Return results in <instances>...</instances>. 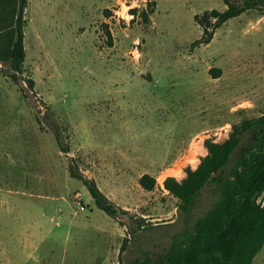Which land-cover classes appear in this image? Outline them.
Instances as JSON below:
<instances>
[{"label":"rangeland","instance_id":"obj_1","mask_svg":"<svg viewBox=\"0 0 264 264\" xmlns=\"http://www.w3.org/2000/svg\"><path fill=\"white\" fill-rule=\"evenodd\" d=\"M211 9L223 0H27L23 73L0 63V264L159 260L190 238L212 186L184 212L165 179L196 169L205 140L264 114V13L192 46L193 17ZM70 163L124 212L96 208ZM252 263L264 264V244Z\"/></svg>","mask_w":264,"mask_h":264},{"label":"trees","instance_id":"obj_2","mask_svg":"<svg viewBox=\"0 0 264 264\" xmlns=\"http://www.w3.org/2000/svg\"><path fill=\"white\" fill-rule=\"evenodd\" d=\"M223 4V11L211 9L193 17L201 36L192 46L209 44L219 27L244 12L264 13V0H223ZM26 7L27 0H0V63L8 66L13 80L23 73ZM141 19L146 23L147 13ZM24 82L29 90L33 89L31 79ZM53 128L60 152L69 153L59 131ZM204 147L207 153L196 169H188L179 182L167 177L163 187L179 201L178 209L188 212L201 190L211 185L215 199L210 209L195 221L190 238L172 247L165 257L153 260L145 256L127 264H253L264 244V207L257 202L264 193V114L234 125L222 143L205 140ZM68 172L82 182L95 207L108 217L116 219L124 212L112 205L94 181L84 178L73 163ZM138 184L145 191L155 185L148 175L140 177ZM126 247L127 240L123 239L120 253Z\"/></svg>","mask_w":264,"mask_h":264}]
</instances>
